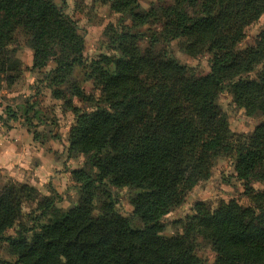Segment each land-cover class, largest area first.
Segmentation results:
<instances>
[{
  "label": "trees",
  "instance_id": "16d2710c",
  "mask_svg": "<svg viewBox=\"0 0 264 264\" xmlns=\"http://www.w3.org/2000/svg\"><path fill=\"white\" fill-rule=\"evenodd\" d=\"M100 1L119 19L105 29L107 52L88 62L76 23L54 0H0V83L9 89L24 75L15 44L22 33L32 51L28 70L41 74L18 108L25 126L36 142L51 136L37 129L54 122L35 97L47 91L73 118L66 159H83L70 171L78 199L67 208L56 191L42 195L5 175L0 242L14 261L0 264H204L198 239L215 254L213 264H264V118L236 134L218 104L227 90L248 117H264V27L241 47L264 0H173L159 17L139 0ZM143 26L152 31L133 32ZM175 40L188 57L209 54L208 72L197 76L179 63L168 50ZM76 67L88 69L91 89L72 81ZM4 113L5 127L18 120L10 105ZM219 157L231 161L248 203L197 201L175 222L179 232L163 236L162 220L210 178ZM112 188L133 192L130 217L116 210Z\"/></svg>",
  "mask_w": 264,
  "mask_h": 264
},
{
  "label": "rangeland",
  "instance_id": "374dc122",
  "mask_svg": "<svg viewBox=\"0 0 264 264\" xmlns=\"http://www.w3.org/2000/svg\"><path fill=\"white\" fill-rule=\"evenodd\" d=\"M54 2L65 15L70 17L76 23L79 33L83 36L84 59L90 62L98 54L107 52L105 46L108 40L107 36H104L105 29H108L110 25L117 26L119 19V15L113 14L111 12L109 4L103 3L100 0H54ZM139 3L142 8H154L159 17L160 7L172 4L173 0H139ZM126 23H129V21H126ZM263 27L264 14L259 18L258 21L247 27L246 38L242 42L241 47L253 44L256 35ZM147 28L148 27L143 26L138 29H133V32L143 33L144 35L147 34V32L152 31L151 27L150 29ZM15 44L19 48L17 56L20 59L21 65L25 68L24 75L22 79L17 81V83L9 89L5 88L4 84L0 83V91L1 89H6L14 91L17 94V96H15L11 102L8 98L1 96L0 105L11 103L10 106H13V108L18 111V116L22 118V114L18 108L20 105H23L25 98L34 95L37 82L36 80L41 77V74L29 71V68L26 66V64L29 63L30 56L28 53L30 50L24 46V37L22 33H18ZM140 46L142 48L146 46L145 40L140 42ZM183 48L184 46L181 44V41L178 40L172 41L168 46V50L175 56L177 61L181 64L187 65L195 75L200 76L207 73L209 70V54H203L197 57H188L184 53ZM258 70L259 67L256 66L249 74V77L254 78ZM87 71V68L76 67L73 75L71 76L72 81H75L80 86L85 87L86 90L91 89V82L85 80ZM30 82L32 83L29 84ZM45 93L46 91L35 96L41 107L48 106L50 103H52L48 100V97L45 96ZM77 104L81 107L89 106L84 103ZM218 104L227 116L229 128L236 134H249L253 127L264 118L259 115L248 117L244 110L236 108L232 104L231 96L227 90H224L220 94L218 98ZM55 105L57 104H54V106ZM43 112L45 113L47 119H54L52 117L54 114L48 109L47 111L43 109ZM62 114L63 115L60 124L57 125V127L60 126V129H58L62 135V138L65 139L67 128L70 126V123L73 121V119L69 113ZM55 124L56 123L53 122L52 126H38L37 129H42L43 131H48L51 129V133H58L54 132L57 129ZM81 160L82 158H79V162ZM5 175L8 176L4 171L0 170V184L5 182ZM233 175L234 171L231 161L225 157L217 158L212 168L210 178L205 182L199 183L190 192H188L184 202L179 207L173 209L162 220L164 224L162 235L169 237L179 232L180 228L177 224H175V222L183 220L186 215L191 214L193 205L197 201H204L212 208H215L221 200H228L230 198L238 199L243 205L247 204L248 200L242 194V186ZM254 188L262 189L263 185L254 184ZM112 191L114 192L116 210L123 216L130 217L132 213V207L129 202L133 192L128 188H112ZM61 197L62 200L59 203L61 207L67 208L71 205H74L78 199L75 186H73V184L68 185L67 188L61 193ZM96 204L98 206L99 202L96 201ZM134 223L135 225H138L137 221H134ZM196 254L204 264L214 263L215 254L213 251H211L210 246L201 239L197 240ZM0 258L8 261H14V257L8 254L6 246L1 242Z\"/></svg>",
  "mask_w": 264,
  "mask_h": 264
},
{
  "label": "crops",
  "instance_id": "0c3cea01",
  "mask_svg": "<svg viewBox=\"0 0 264 264\" xmlns=\"http://www.w3.org/2000/svg\"><path fill=\"white\" fill-rule=\"evenodd\" d=\"M28 54L30 59L26 66L29 68L32 64V51L30 50ZM1 96L8 98L11 102L17 94L11 90L1 89ZM45 96L52 103L48 106H40V108L51 111L54 114L52 116L54 122L59 125L63 115L59 102L50 98L47 91ZM54 104L57 105L54 106ZM8 105L11 103L0 105V170L18 182L34 186L42 195H49L51 190L61 195L68 185L74 184L70 171L79 167L83 162V159L79 162V159H66L65 157L67 132L70 126L67 128L66 137L64 135L65 139L59 131L60 126H56L57 129L54 132L58 133L52 132L51 136L46 134L43 143L36 142L26 128L24 119L18 117L16 121L7 120L10 127L4 126L1 118H6L4 109ZM56 134L59 135V140L54 139Z\"/></svg>",
  "mask_w": 264,
  "mask_h": 264
}]
</instances>
